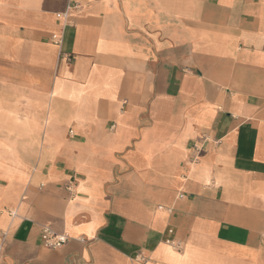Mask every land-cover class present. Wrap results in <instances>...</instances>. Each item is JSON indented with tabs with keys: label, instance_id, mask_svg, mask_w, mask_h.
<instances>
[{
	"label": "crops",
	"instance_id": "0c3cea01",
	"mask_svg": "<svg viewBox=\"0 0 264 264\" xmlns=\"http://www.w3.org/2000/svg\"><path fill=\"white\" fill-rule=\"evenodd\" d=\"M0 264H264V0H0Z\"/></svg>",
	"mask_w": 264,
	"mask_h": 264
},
{
	"label": "built area",
	"instance_id": "2783aa9c",
	"mask_svg": "<svg viewBox=\"0 0 264 264\" xmlns=\"http://www.w3.org/2000/svg\"><path fill=\"white\" fill-rule=\"evenodd\" d=\"M57 17L58 18H62L64 21L67 22V18H68V15H67V12L64 11L62 13H58L57 14ZM51 38L53 39V41L56 43V44H59L61 43V36L57 35V34H52ZM67 57V60L70 61L71 60V56H69L68 54L66 55ZM12 214H14L13 211H11ZM43 235H44V244L48 247H59L63 244V242L65 241V238H62V237H58L54 234H52L49 230L45 229L44 232H43Z\"/></svg>",
	"mask_w": 264,
	"mask_h": 264
}]
</instances>
